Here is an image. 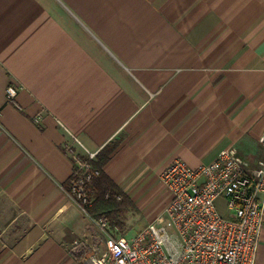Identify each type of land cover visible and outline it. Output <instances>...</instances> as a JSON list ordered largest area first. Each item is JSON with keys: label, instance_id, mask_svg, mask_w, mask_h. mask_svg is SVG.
Masks as SVG:
<instances>
[{"label": "crops", "instance_id": "obj_1", "mask_svg": "<svg viewBox=\"0 0 264 264\" xmlns=\"http://www.w3.org/2000/svg\"><path fill=\"white\" fill-rule=\"evenodd\" d=\"M263 131L264 0H0V264H84L74 136L120 141L104 171L150 223L169 162L256 161Z\"/></svg>", "mask_w": 264, "mask_h": 264}, {"label": "built area", "instance_id": "obj_2", "mask_svg": "<svg viewBox=\"0 0 264 264\" xmlns=\"http://www.w3.org/2000/svg\"><path fill=\"white\" fill-rule=\"evenodd\" d=\"M16 103L17 87L8 86ZM77 144L69 150L74 162L70 195L104 235L92 243L87 264H256L264 226V131L258 140L262 156L251 161L236 146L198 167L174 158L158 174L171 194L163 213L133 237L119 235L105 217L93 218L87 184L99 173L92 163L98 151ZM226 202L222 214L217 201Z\"/></svg>", "mask_w": 264, "mask_h": 264}, {"label": "trees", "instance_id": "obj_3", "mask_svg": "<svg viewBox=\"0 0 264 264\" xmlns=\"http://www.w3.org/2000/svg\"><path fill=\"white\" fill-rule=\"evenodd\" d=\"M120 143L116 140L98 151L92 163L99 173L87 184V192L92 201L89 213L93 218L105 217L113 229L122 227L130 211H138L133 200L104 171L105 165Z\"/></svg>", "mask_w": 264, "mask_h": 264}, {"label": "rangeland", "instance_id": "obj_4", "mask_svg": "<svg viewBox=\"0 0 264 264\" xmlns=\"http://www.w3.org/2000/svg\"><path fill=\"white\" fill-rule=\"evenodd\" d=\"M160 186V195L159 198H161L164 194L163 186L159 184ZM157 202V197L152 196L150 200L147 202V206L144 205L143 212L138 209V211H130L128 215L126 216L125 223L122 227H119V235H126L127 237L131 238L133 237L139 230L144 228L145 225L148 223V219L150 220L148 210L152 204ZM217 206L222 214L227 213L226 209V202L223 199H219L217 201ZM83 211V210H82ZM84 212V211H83ZM86 215V213L84 212ZM87 216V215H86ZM88 217V216H87ZM89 218V217H88ZM91 227H90V237L86 236L82 241L85 242V255H84V264L87 260V254L89 253V249L91 250V244L94 242L96 244L101 243L104 239V235H102V232L97 228V226L92 222V220L89 218Z\"/></svg>", "mask_w": 264, "mask_h": 264}]
</instances>
